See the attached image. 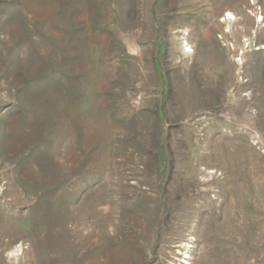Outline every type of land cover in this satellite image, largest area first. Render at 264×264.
I'll return each mask as SVG.
<instances>
[{"label":"rangeland","instance_id":"374dc122","mask_svg":"<svg viewBox=\"0 0 264 264\" xmlns=\"http://www.w3.org/2000/svg\"><path fill=\"white\" fill-rule=\"evenodd\" d=\"M263 47L264 0H0V264H264Z\"/></svg>","mask_w":264,"mask_h":264},{"label":"bare ground","instance_id":"6f19581e","mask_svg":"<svg viewBox=\"0 0 264 264\" xmlns=\"http://www.w3.org/2000/svg\"><path fill=\"white\" fill-rule=\"evenodd\" d=\"M234 20V16H233V14L232 13H230V12H227V15L223 18V20L225 21V20ZM185 47H188L187 49H188V51H190L191 50V48L188 46V44L186 43L185 45H184ZM264 48V47H263ZM25 247H22V245L20 244V245H18V246H15V248L14 249H12L11 251H9V253H8V255L9 256H13V257H18L20 254H23V249H24ZM26 251V250H25ZM187 257V256H186ZM183 259H186L185 257H183ZM182 263H186V262H183L182 261Z\"/></svg>","mask_w":264,"mask_h":264},{"label":"built area","instance_id":"2783aa9c","mask_svg":"<svg viewBox=\"0 0 264 264\" xmlns=\"http://www.w3.org/2000/svg\"><path fill=\"white\" fill-rule=\"evenodd\" d=\"M184 262V261H183Z\"/></svg>","mask_w":264,"mask_h":264}]
</instances>
